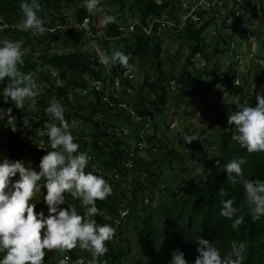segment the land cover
<instances>
[{
    "label": "trees",
    "instance_id": "16d2710c",
    "mask_svg": "<svg viewBox=\"0 0 264 264\" xmlns=\"http://www.w3.org/2000/svg\"><path fill=\"white\" fill-rule=\"evenodd\" d=\"M180 1L103 0L100 4L104 12L92 16L84 6H81L84 0H38L41 4V12L38 15L44 20V26L49 31L44 35H33L23 29L9 27L15 23L22 26L23 13L20 5L24 0H0V42L5 39L23 41V48H28L25 50L27 54L21 70L25 73L35 72L38 76V88L49 97L48 99L35 97L32 101H26L24 108L19 110L10 98L7 102L4 100L3 89L9 82L8 79L5 78L0 82V108L6 110L11 107L12 115L17 119L15 132L6 127V118L0 120V136H4L7 140L2 148V154L13 161L23 160L28 163L32 159L34 163L31 167L39 171L41 158L47 151H51L46 135V123L53 121L45 112V108L49 100L55 96L65 107V118L69 125L75 122L78 124V132L72 130L71 134L75 142L80 145L79 150L91 156L86 172L103 176L112 186L113 194L105 201H97V207L108 217V219L95 217L100 224L111 225L118 201L124 196L120 184H113L105 175L114 173L126 175L124 164L129 158V147L124 138L138 137L137 134L145 129V122H148L152 128L151 135L149 133L144 135L149 146L148 150L169 149L164 152L169 158V169H173L174 162L182 168L185 167V156L178 154L172 147H166V142L158 140L159 126L156 119L160 117L162 119L165 108L169 107L170 87L177 91H189L197 96L206 97L212 94L217 83H220L224 87L225 94L236 97L233 103L225 106L228 114L237 110V100L242 105L248 106H255L257 102V94L250 92V88L246 89V85L247 87L253 85L249 82L248 71L255 66L250 65L241 74L231 67L227 72H221V66L218 64L219 59L221 61L222 57L225 58L233 48L227 42L225 34L240 32L239 35L244 38L245 32L249 30L251 38L255 39L258 46L264 41L262 40L264 33L260 28L264 25V10L260 9L258 12L259 25L256 27L253 26L254 20L245 19L249 15L256 16L255 13L250 12V5L254 0L245 1L242 11L244 15L240 14L241 16L234 17L232 21L223 20L217 25L215 36L212 38L215 44L210 48L212 54L205 43V38L209 34L206 31V23L198 28L188 24L184 30L176 33V38L184 40L188 54L182 57V48L179 46L173 54L169 71L164 69L161 59L163 50L160 39L140 33L126 35L123 31L124 20L128 16H139L142 22L150 17H169L174 14ZM234 13L232 11V15ZM102 14L106 18L114 16L115 22L106 20L104 25L99 27V30L110 40L96 42L102 45L103 54L111 55L113 50H120L129 55L131 70L117 63L105 71V65L100 63L98 57L89 53L92 51L80 50L87 44L80 34H72L62 29L51 31L57 25H62L66 18L81 22L87 16L91 17L92 29L96 31L97 18ZM239 22L248 26L242 27ZM248 41L250 42V39ZM60 44L64 45V50L56 51V47ZM36 47H41L38 53ZM197 55L200 56L198 60H202L203 65L195 64ZM253 55L254 51L252 58ZM214 57L217 62H213ZM134 65L142 74V80L137 86L133 84L135 78L132 80L127 78L128 74H134L132 71ZM44 66L59 69V78L63 81V87H56L55 78L51 76L50 71L41 70ZM263 77L264 71L259 72L257 85L263 84ZM115 80L122 86L120 92L111 89ZM99 84L102 87L96 90L95 87ZM130 91L136 94L135 102L123 101L122 97L128 96ZM103 97H107L108 102L103 103L101 101ZM133 115L142 118L143 121L134 120ZM219 117L223 122L220 123V130L215 136L218 139L215 153L205 160H201L200 156L198 160L196 159L201 164L198 173V169L190 167L188 169L190 176L186 179L182 174L173 175L171 182L177 186L172 194L170 193L168 200L159 199L157 205L152 206L154 190L160 182L162 171L157 166L153 167L154 162L138 158L134 160L133 171L136 167L137 171L135 174L131 172V181L128 184L131 197L127 202L131 215L134 217L139 210L143 213L139 221V231L146 238L148 245L155 246L159 240L167 242L174 240L173 250L156 252L152 264H169L171 254L176 249L184 253L187 264H194L199 255L198 238L214 241L222 255L230 250L231 241H243L246 251L242 264H264V217L256 221L252 219L244 205L242 183L233 184L228 180L224 170V165L230 160L243 157L247 161L242 165L244 178L264 180V152L248 153L233 139L237 133L234 126L228 125V118L224 115ZM24 119L28 121V127L24 126ZM126 130L127 135L124 132ZM165 136L166 133H161V137ZM188 158L192 160V154ZM217 160L220 162L219 167L216 164ZM161 184L164 188L162 193H167L168 182ZM221 189L225 191L223 196L219 194ZM45 194L46 190L42 188L39 203L36 204L37 212ZM231 198L235 199V207L244 205L241 212L244 215V223L238 230H233L232 221L219 214L222 208L221 201ZM68 204L83 214L80 202L66 194V203L61 207H67ZM111 251L117 253L115 257L130 253L129 242L125 249L118 248ZM44 264H48L46 259Z\"/></svg>",
    "mask_w": 264,
    "mask_h": 264
},
{
    "label": "clouds",
    "instance_id": "9594fccd",
    "mask_svg": "<svg viewBox=\"0 0 264 264\" xmlns=\"http://www.w3.org/2000/svg\"><path fill=\"white\" fill-rule=\"evenodd\" d=\"M84 7L89 15L103 13L100 0H84ZM20 9L23 13L22 28L33 35H44L49 31L38 13L41 4L38 0H24ZM107 22H115L109 16ZM26 51L23 41L5 39L0 42V82L8 79L3 89L5 102L10 98L17 109H23L26 101H32L38 95V76L35 72H23ZM130 56L120 50H113L111 55L100 56V63L106 67L120 64L131 70ZM43 71H50L55 78L56 87H63L59 78L60 71L44 66ZM255 106L236 101L235 112L228 116V125L234 126L233 137L248 153L264 152V93L257 94ZM11 107L0 108V120L6 118V127L17 131V119L12 115ZM65 107L53 96L45 112L53 122L46 123V135L51 151L41 158L39 171L25 164L23 160L4 158L0 162V264H44L47 252H58L63 259L58 264H68L66 253L75 249L87 252L91 259L77 258L73 264H101L116 234V228L97 222V216L104 217V212L97 207V201H105L113 194L112 186L101 175L86 172L91 156L81 152L80 145L71 134L70 125L65 118ZM24 126L28 121L24 119ZM199 138L186 136L184 142L190 144ZM246 160L241 157L230 160L224 165L227 178L233 184L242 183L244 205L254 221L264 217V180L244 178L242 165ZM219 161H216L219 167ZM18 177V178H17ZM46 190L43 202L44 210L36 211L34 202L41 189ZM66 194L78 200L83 208L80 214L75 207L66 203ZM219 194L225 195L224 189ZM220 216L231 220V228L238 230L244 223L241 207H235V199L221 201ZM199 255L194 264H242L246 245L243 241L230 242V250L225 254L214 241L198 238ZM169 264H187L185 255L179 249L171 254Z\"/></svg>",
    "mask_w": 264,
    "mask_h": 264
},
{
    "label": "rangeland",
    "instance_id": "374dc122",
    "mask_svg": "<svg viewBox=\"0 0 264 264\" xmlns=\"http://www.w3.org/2000/svg\"><path fill=\"white\" fill-rule=\"evenodd\" d=\"M97 19V26L99 27H101L105 20H107L104 14L99 16ZM124 22H126V19ZM257 25H259V23ZM263 26L260 28L264 33ZM239 34L240 32H231L225 34L227 42H229L230 46L233 48L230 49L227 57H222L221 61L220 59L218 61V64L221 66V72H227V70L231 67L235 68L237 72L242 74L249 68L250 65L255 66L252 67L250 71H248L249 82L253 85H250L249 87L246 85V89L250 88L249 91L256 94L264 93V77L262 78V85H257L256 83L259 72L262 73L264 71V41L262 44H260V46H258L254 41L255 39L253 40L251 38L249 42L246 37L241 38ZM213 37V34H208V37L205 38V43H207V49L210 51V54H212L210 48L213 47V44H215V42L212 41ZM262 40H264V37H262ZM160 41L161 48L163 50L161 59L164 64V69L169 71L171 61H173V54L175 53L176 49L179 46L182 48V57L187 56L188 50L186 49V44L182 38L176 39L175 42H170L166 38H163V40ZM99 43L94 42L92 44H85V46L80 48V50L93 51L95 48H99L101 50L102 45ZM27 48L25 47L24 50H27ZM40 48L41 47L35 48L37 53L39 52ZM61 50H64L63 44H60L56 47V51ZM65 50L68 51L70 49ZM253 50V58H255V55L257 54V58L255 59L252 58V53H249ZM213 62H217L215 57L213 58ZM132 71L134 74H136L133 84L137 86V84H140L142 80V74L136 65L133 66ZM37 91L38 95L36 98H49L41 90V88H38ZM168 93L170 94L168 99L169 107L167 106L165 108L162 119L161 117L156 119L159 126V129L157 130L158 140L166 142L168 145H166V147H172L178 154L185 156L184 168H187V170L180 167L177 162H174L173 169H169V158L167 155H165L169 149L166 148L161 149L158 154L152 150H143L137 155L138 159H144L147 160V162H154L155 164L153 167L157 166L162 171L160 182L156 185L154 190L152 206H156L159 199L168 200L170 193L172 194V192L175 190L177 185H174L171 182L173 175L179 176L182 174V176L186 179L188 176H190L188 171L190 167H195L198 169V173L201 169V164H199L197 161L198 157L200 156L201 160H205L215 153L218 142V139L215 136L220 130V123L223 122L219 116L224 115L228 118L229 114L227 113L225 106L233 103L236 100L235 96H230L224 93V87L222 84L220 85V83H217L213 93L206 97L197 96L195 93L189 91H177L171 87L169 88ZM122 100L125 102H135V92L130 91L128 96L122 97ZM215 121L216 123H214ZM213 124L214 127H212ZM72 130L78 132V124L76 122L70 124V131ZM163 132L166 133L165 137H161V133ZM190 135H195L199 139L187 144L184 142V138ZM6 142L7 140L4 138V136H0V162H2L4 158H7L6 155L2 154V148L5 146ZM164 142L163 144H165ZM190 154L193 156L192 160L188 158ZM33 163L34 160L32 159H30L28 163L27 161L25 162V164L28 166L33 165ZM136 171L137 167L136 170L133 171V174H135ZM162 182H168V185H165L166 188H169L167 193H162V191H164L163 184H161ZM39 198L40 193L37 194V197L34 201L36 204L39 203ZM40 204L39 211L43 209L47 215V206L44 204V202H41ZM141 214L142 213H139V215ZM139 228L140 226L138 221L134 222L131 226L129 225V227H126L124 238L127 242H129L130 257H135V260L133 259V261L129 257V260H131L130 264H152L154 262L156 252H169L173 250V239H171L169 242L165 240H159V243L155 246L148 245L146 238L140 233ZM125 245H127V243Z\"/></svg>",
    "mask_w": 264,
    "mask_h": 264
},
{
    "label": "built area",
    "instance_id": "2783aa9c",
    "mask_svg": "<svg viewBox=\"0 0 264 264\" xmlns=\"http://www.w3.org/2000/svg\"><path fill=\"white\" fill-rule=\"evenodd\" d=\"M103 0H100V3ZM245 1L247 0H181L177 3L176 11L172 16L169 17H150L147 18L144 22L141 21L139 16H128L126 18V22L123 27V31L126 35L140 33L147 37H156L160 40L166 38L170 42H175L176 33L184 30L188 24H191L193 28H198L200 25L206 23V31L209 34H213L215 36V31L218 28V24L222 23V21H232L234 17L241 16L243 14V8L245 6ZM81 6H84V2H81ZM260 9L264 10V0H254L250 5V12L255 13L256 16L245 17L248 20H254L253 26L256 27L258 23V12ZM232 11L235 12L232 15ZM244 15V14H243ZM1 20V19H0ZM242 27L248 26L246 23L242 24L239 22ZM9 27L16 29H23L21 24L15 23L13 25H9ZM96 31L92 29L91 17L87 16L81 22H74L69 18H66L62 25H57L53 30L62 29L65 31H69L72 34H80L83 37L87 44H92L96 41L104 42L105 40H110V38H106L104 33L99 30V26ZM1 29V27H0ZM246 36H250L249 32H246ZM254 51V50H253ZM253 51L250 52L253 53ZM99 48H95L92 54H95L100 60V56L103 54ZM229 53V52H228ZM226 54V57L228 56ZM235 55V54H234ZM197 59L196 65H203L202 60ZM111 66L106 67L105 71H108ZM127 78L132 80L134 78L133 74H128ZM102 87L101 84L97 85L95 88L100 89ZM112 90L114 92H120L122 90V86L119 81L115 80L113 83ZM85 94V93H84ZM103 103L108 102L107 97H103L101 100ZM134 120L143 121L142 118L133 115ZM145 129L140 131L138 137L129 138L125 137L124 141L126 145L129 147V158L124 164L125 176L120 173L107 174L105 176L108 179H111L113 184H120L122 188V192L124 196L121 200L118 201V206L116 208L115 216L111 220V225L116 228V234L114 239L111 242H108L107 247L109 249L108 253L101 258V264H130L131 260H129L130 254L127 253L125 255L115 257L117 255L116 252H112V249H125L126 243L124 241L125 232L123 229L128 226V224L132 221V215L129 206H127L128 200H130V187H128L131 179V172L134 169V160L137 159L138 153L143 150H148L149 146L147 144L146 139L144 138L145 133L152 134V128H150V124L145 122ZM125 135L128 134V131H124ZM155 153H159L160 150H152ZM137 218H135L136 220ZM65 256L68 257V264H73V262L79 257H85L86 259H91V255L87 252L81 251L80 249H75L70 253H66ZM64 256H61L58 252H47L45 259L48 264H58L60 259H63ZM133 261L135 257H130Z\"/></svg>",
    "mask_w": 264,
    "mask_h": 264
},
{
    "label": "crops",
    "instance_id": "0c3cea01",
    "mask_svg": "<svg viewBox=\"0 0 264 264\" xmlns=\"http://www.w3.org/2000/svg\"><path fill=\"white\" fill-rule=\"evenodd\" d=\"M105 22H106V20H105ZM104 23H103V25H104ZM139 213H142V212L138 211L137 213L134 214V217H136L137 219L135 220V218L132 217V221H131V223L129 225H132L134 222H137V221L139 223V221L141 220V216L143 215V213L141 215H139ZM126 227L124 228V232L126 231ZM125 241H126V239H125ZM126 243H127V241H126Z\"/></svg>",
    "mask_w": 264,
    "mask_h": 264
},
{
    "label": "bare ground",
    "instance_id": "6f19581e",
    "mask_svg": "<svg viewBox=\"0 0 264 264\" xmlns=\"http://www.w3.org/2000/svg\"><path fill=\"white\" fill-rule=\"evenodd\" d=\"M246 32H249V30H248V31H246ZM246 32H245V35H246ZM249 33H250V32H249ZM245 37H246L248 40H249V39H251V35H250V36H248V37H247V36H245ZM133 75H134V74H133ZM134 78H135V75H134ZM134 78H133V79H134ZM112 91H113V90H112ZM107 100H108V99H107Z\"/></svg>",
    "mask_w": 264,
    "mask_h": 264
}]
</instances>
